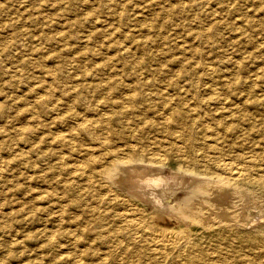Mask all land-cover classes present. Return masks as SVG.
<instances>
[{"label": "rangeland", "instance_id": "1", "mask_svg": "<svg viewBox=\"0 0 264 264\" xmlns=\"http://www.w3.org/2000/svg\"><path fill=\"white\" fill-rule=\"evenodd\" d=\"M175 67L177 71H198L197 87L206 83L219 96L227 97L223 102L227 117L222 115L218 128L221 130L228 122L226 126H234L236 133L222 132L216 149L209 146L212 139L202 137L200 129L196 130L200 134L195 135V142L175 139L173 143L159 127H143V133L139 124H131L135 115L144 113L135 109L126 119L110 123L118 130L115 144L140 139L135 147L144 148L146 154L167 155L170 162L188 159L190 165L200 170L211 168L225 178L232 176L216 170L214 161L232 160L245 171L232 178L243 196L234 199L235 207H223L234 211V225H215L209 231L196 232L188 239L189 244L180 248L144 253L147 242L130 240L126 235L132 229L116 216L130 209V204L113 199V192H106L96 175L84 189V176L69 180L63 175L62 154L69 156V152L49 143L50 131H63L54 123L60 111L51 112V108L61 104L64 106L59 109L63 111L72 105L73 94L83 101L75 102L77 108L73 110L82 113L98 96L91 84L104 77L105 71L116 72L114 87L124 93L129 84L127 72L151 79L173 75ZM263 82L264 0H0V264H119L121 259V264H170L172 260L171 264H264V222L248 226L264 213ZM167 90L166 94L174 97L171 89ZM216 107L210 104L203 109L216 117L221 115L219 110L214 111ZM109 112L117 115L115 109ZM148 113L144 116L149 122H160L166 111ZM98 153L92 156L99 158ZM86 172H90L89 165ZM64 177L66 180L61 181Z\"/></svg>", "mask_w": 264, "mask_h": 264}, {"label": "bare ground", "instance_id": "2", "mask_svg": "<svg viewBox=\"0 0 264 264\" xmlns=\"http://www.w3.org/2000/svg\"><path fill=\"white\" fill-rule=\"evenodd\" d=\"M155 8H157V7L155 6ZM215 10H217V9H215ZM120 26H122V25H120ZM229 46H230V44H229ZM94 47H96V46H94ZM127 47H129V46H127ZM110 51H111V49H110ZM226 56H227V54H226ZM201 57H203V56L201 55ZM239 60L240 59H238V61ZM180 61L182 62V59ZM179 65H181V64H179ZM88 68H90V67H88ZM170 69H172V68H170ZM211 69L209 68L208 70H211ZM174 70H175V73L173 75L170 73L171 75H165L163 77L157 76L156 78L152 77L151 79L147 78L148 75L146 77H143L140 74H137L135 71H131L129 73L127 72L126 79L128 78L129 84H126L127 88H125L124 93H121L116 87H114L115 81H114L113 76L115 75L114 73H116V72H114V71L113 72L112 71L106 72L105 71L106 74L103 75L104 77H99L98 82L91 84L93 91H98V96L94 97L93 103L87 109H85V108L82 109V113L79 111L77 112L76 110H73V108H77L75 102H77V103L83 102L82 99L77 100V98L79 96H74L73 94L71 95L74 98V100L72 101V105H68V107L65 108L63 111L59 109V108L64 106L61 104H58V107L52 106V108H51L52 109L51 112L60 111V112L56 113V116H59V117H55V119H57V120L54 123L57 124L59 127H63V131H61V130H58L57 132H51L50 131L51 134H50V138H49V143L54 144L55 147H57V148L64 149L66 152H69V156L68 155L65 156L64 154H66V153L62 152L63 153L62 155L64 156L62 159V164H63L62 170L64 172L63 175H65V177L69 176L70 177L69 180L70 179L75 180L78 177L82 178L84 176L85 178L84 177L83 178L85 179L86 183L84 184L85 186H83L82 189H84L86 187L88 188L89 183L91 181V177H94L92 175H96L100 178V182L104 186L105 191L106 192H113V196H114L113 199L116 198L117 200H119L120 204H125V203L130 204L131 205L130 209L125 208L123 211L120 212V214H117L116 216H118L122 221L125 222V226L128 227V229L129 228L132 229L126 235V236H128V238L130 240L132 239L135 241H137V240L142 241L144 239L145 242H147L146 244L143 245L144 253H148V252L150 253L152 251L162 253L168 249L171 250V249L180 248L182 246H185L186 244H189V243H187L188 239L191 238L190 236L196 232L209 231L215 225H224V226L234 225V222H235L234 211L233 210H226L225 208L223 209V207H225V204H231L233 206L234 199L237 198L238 196H240V197L243 196L241 194V191L239 190L237 184H236V180L232 179V178H233V176L239 177L245 171L243 172L244 168L241 167L242 165L241 166L237 165L238 163L234 164L233 162H231L232 160L228 161L229 159L224 160V158L223 159L220 158L219 160L214 161L215 165L214 164L213 165L215 166L216 170H219L222 173H225V174L232 176V178H225V177L220 175L221 173L218 174L217 171H216L217 172V174H216V172H214L213 169H212L213 170L212 171L211 168L210 169L207 168L206 170H200V169L194 167V165L193 166L190 165L188 159L180 158V159H175L173 162H170L168 160L169 158L166 157L167 155L166 156L155 155V154H151L152 152L150 154H146V153H144L145 151L143 152V150H144L143 147L147 145L146 143H145L146 145H144V146L142 145L143 150L141 148H140L141 150H139L135 147V143L140 141V139L134 138L135 141L133 143H131L133 140H131V142L129 140L128 141L124 140V142H122L121 145L115 144L114 136H116L118 134L117 133L118 130L114 129L111 126L112 124H110V123H112L114 121L121 120V118L126 119L127 114H130V113L134 114L135 109L138 111H143L144 113L142 115H138V114L135 115V117L132 118L130 121L131 124H134V122L136 124H139V126L141 128L140 132H143V130H144L143 127L147 128L149 126L152 129H153V127H159L160 128L159 131L166 133L167 141H171L173 143H174L175 139L180 140L181 141L180 143H184L187 140H192L195 142L196 140H198V139H196L195 135L200 134V133H197L196 130L200 129V132L203 133V135L201 134L202 137L206 136V138L212 139L210 141L212 143L209 146L213 147V149H216V146L219 145L220 144L219 142L222 140L219 137V135L222 134V132L225 135H228V133H230V134L236 133V132H233V131H235L234 126H231V125L226 126L228 122L223 123L226 125H224V126L222 125L223 127L221 130L218 128V126L220 124H222L221 119L224 118L222 115L224 114L227 117V115L223 112V110L226 109V106H223V104H224L223 102L224 101L227 102V97L219 96V94L217 93V90L214 89L212 87V85H209L206 83L200 85V87L198 86L199 87L198 88L196 86L197 82L199 81L198 75H197L198 71L197 72L194 70L187 71V69L186 70L182 69V70L177 71L176 67ZM152 74H154V73H152ZM152 74H151V76H152ZM174 76H177L178 78L182 79L181 80L182 82H179L177 79L174 78ZM183 76H186V77L184 78ZM212 76H211V78H212ZM55 78H57V77H55ZM224 78H226V77L224 76ZM223 83H225V82H223ZM44 88H46V87H44ZM167 89H171L172 93L174 94V97L170 98L169 94H166L165 91H168ZM43 90H45V89H43ZM102 90H106V91L102 92ZM117 92H119L120 94L117 95ZM202 92L207 93L208 95L205 96ZM42 93H43V91H42ZM40 96H41V94H40ZM39 99H40V97H39ZM155 100H157V101L155 102ZM51 102H53V100ZM81 104H77V105L80 106ZM210 104H215V105L217 104L218 107L214 108V111L219 110V113L221 114L220 116L217 115L216 117H214L213 113H210L209 111H205L203 109V106L208 107ZM233 105H235V104H233ZM20 106H21V104H20ZM110 109H115V112L117 113V115H113L112 113H110L109 112ZM34 110H36V109L34 108ZM162 111H166V113L163 114L159 118V119H161L160 122H159V120H157L155 122L154 121L149 122L148 119L144 116L145 113L149 114L148 112H153L154 114L159 115V114H161ZM233 111H234V109H233ZM230 114L231 113H229L228 116H230ZM30 123H32V122H30ZM135 126H133V127H135ZM45 127H46V125H45ZM243 128H244V126H243ZM20 129H21V127H20ZM118 129H121V128H118ZM154 130H156V129H154ZM47 131H49V130H47ZM183 131H185L184 134H183ZM43 132H44V130H43ZM34 134H36V133H34ZM239 135L240 134H238V136ZM123 136H125V135H123ZM161 137H163V136H161ZM136 138H137V135H136ZM155 139H156V137H155ZM234 139H236V136ZM256 139H257V137H256ZM39 141H37L36 144H38ZM142 141H143V139H142ZM156 141H157V139H156ZM178 143H176L177 144L176 146H178ZM207 143H209V142H207ZM262 143H264V142H262ZM187 144L189 145V143H187ZM238 144H240V143H238ZM30 145H32V144H30ZM155 145H157V144H155ZM43 146H44V144H43ZM201 146H202V144H201ZM178 147H180V146H178ZM250 147H251V145H250ZM146 148H148V147H146ZM185 148H186V146H185ZM201 148H204V147H201ZM261 148H262V146H261ZM43 149H45V148H43ZM198 149H199V147H198ZM96 151H98L99 152L98 154L101 155L99 158H96V156H92L94 154V152H96ZM216 155H218L217 152H216ZM193 156H192V158H193ZM197 157H199V156H197ZM225 157H227V156H225ZM188 158L191 159V157H188ZM194 158H196V153H195ZM197 160L199 161V159H197ZM87 165H89V167H90V172H86ZM247 165H249V164H247ZM253 166H255V165H253ZM259 166H261V165L259 164ZM257 167H258V165H257ZM245 169H247V168H245ZM250 173H251V171H250ZM30 175H32V174L30 173ZM246 176H248V175H246ZM65 177L61 181L66 180ZM252 177H253V174H252ZM29 178H30V176H29ZM49 188H51V187H49ZM61 196H62V194H61ZM103 196H104V194H103ZM105 197H107V196H105ZM110 198H112V197H110ZM233 207H235V206H233ZM60 209L63 210V207ZM61 213H63V212H61ZM61 213H60V215L62 216ZM80 213H79V215H80ZM75 214H77V213H75ZM259 214L260 215L257 218H254L251 220L250 224L248 223V226H252V225L264 222V213H262V214L259 213ZM76 217H77V215H76ZM58 218H59V216H58ZM62 218H64V217H60V219H62ZM121 223H123V222H121ZM123 230L124 229H122L121 231H123ZM51 236H53V234ZM216 236H218V235H216ZM214 238H215V236H214ZM198 240H200V239H198ZM196 243H197V241H196ZM235 243H234V245H235ZM65 244H66V242H65ZM111 244H113V243H111ZM228 244H229V242H228ZM125 246H126V244H125ZM128 246L130 247V244ZM137 247H138V245H137ZM257 247H259V246H257ZM82 249H83V247H82ZM132 249H134V248H132ZM140 249H141V246H140ZM190 249H192V248H190ZM79 251H81V249ZM187 252H185V253H187ZM63 253H60V254H63ZM79 253L81 255V252H78L77 254H79ZM189 253H191V251ZM209 253H211V252H209ZM119 254H118V256H119ZM80 255H79V257L81 258ZM180 255H182V254H180ZM134 256H136V255H134ZM172 256H173V254H172ZM177 256L180 257L179 255H177ZM233 256H234V254H233ZM223 257H224V255H223ZM80 258H78V259H80ZM135 258H137V257H135ZM193 258H194V256H193ZM237 258H239V257H237ZM94 260H96V259H94ZM121 260H120L119 264H121ZM137 260H138V258H137ZM142 260H143V258H142ZM167 261H168V259H167ZM192 261H193V259H192ZM221 261H222V259H221ZM75 262H77V261H75ZM134 262H136V261H134ZM145 262L147 263V261H145ZM172 262H173V260L171 261V263ZM182 262H183V260H182ZM202 262H204V260ZM177 264H179V263H177Z\"/></svg>", "mask_w": 264, "mask_h": 264}]
</instances>
